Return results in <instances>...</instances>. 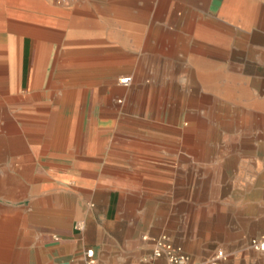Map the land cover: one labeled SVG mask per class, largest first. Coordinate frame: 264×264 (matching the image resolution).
<instances>
[{
	"label": "rangeland",
	"instance_id": "rangeland-1",
	"mask_svg": "<svg viewBox=\"0 0 264 264\" xmlns=\"http://www.w3.org/2000/svg\"><path fill=\"white\" fill-rule=\"evenodd\" d=\"M152 1L45 0L34 11L33 25L51 37V58L34 89L39 44L23 35L19 75L2 85L0 211L34 210L65 189L74 192L53 180L82 173L110 191V203L103 200L90 223L102 262L118 250L133 264H153L143 262L149 249L142 238L160 234L194 260L224 250V263L235 262L252 252L249 239L264 235V28L219 26L217 18L206 26L172 0L156 2L161 12L149 26ZM128 22H145L129 28L144 29L145 38L123 41ZM8 46L0 43V57ZM73 48L109 58L90 68L60 65ZM0 62L9 72L8 58ZM116 68V79L68 74ZM127 77L129 85H121ZM53 104L63 111L69 105V118L34 116L38 105ZM141 245L145 252L137 253Z\"/></svg>",
	"mask_w": 264,
	"mask_h": 264
},
{
	"label": "crops",
	"instance_id": "crops-1",
	"mask_svg": "<svg viewBox=\"0 0 264 264\" xmlns=\"http://www.w3.org/2000/svg\"><path fill=\"white\" fill-rule=\"evenodd\" d=\"M45 0H0V43L9 44L6 53L0 59L8 58L9 72L4 71L3 62H0V91L4 89V82H11L13 76L19 75V56L21 44L23 46V35L32 36L38 40L39 50L37 63L33 71L32 85L34 89H40V85L35 84V75H43L48 60L51 58V46L47 43L51 38L46 35L42 28L35 27L33 23L39 21L34 14L35 10H41ZM179 6L189 10L191 13H199L204 17L206 26L211 25L210 19L217 18L219 26H231L236 28L253 27L264 28V0H172ZM158 0L151 9L154 18L150 20L149 26H155L157 13L161 12L158 7ZM82 4V3H81ZM85 9V8H84ZM142 5L138 6L137 11H141ZM77 10V9H75ZM83 11V7L79 8ZM160 15V14H159ZM85 19L81 18L82 23ZM222 21V22H220ZM152 22V23H151ZM145 22H128L123 26V41H141V37L147 35L144 29L137 33L130 32V27L144 28ZM215 25V24H214ZM216 26V25H215ZM241 31V30H240ZM264 33V29L262 30ZM199 36L204 38L209 34L201 30ZM150 35V34H149ZM53 38L55 35H51ZM150 36L155 37L154 34ZM81 37L87 35L81 33ZM27 41V40H25ZM208 41V39H205ZM75 47L76 42L69 43ZM264 51V48L261 49ZM100 53L94 49H71L66 51L65 62L60 65L72 68H90L97 66L98 60L107 58V52ZM57 58L61 60V52ZM24 55H21V58ZM109 58V57H108ZM79 61L81 63H79ZM102 67H109L110 64L100 63ZM116 67L117 65H112ZM118 67V66H117ZM120 68L112 71L91 72L78 69L69 70L68 74H93L95 76L108 78L118 73ZM9 73L10 78L3 76ZM5 90V89H4ZM7 90V89H6ZM10 92L16 90L9 88ZM7 92H9L7 90ZM7 98L13 99L12 96ZM22 105V104H21ZM27 106V105H25ZM48 106V105H38ZM30 107V106H29ZM34 107V106H31ZM79 137V135H78ZM93 137H89V152H92ZM97 180L102 179V173H97ZM59 184L70 186L76 191L69 189L51 197L49 200L41 201L36 204L34 210L8 212L0 211V264H82V253L93 248L99 264H133L129 254H119L116 248L106 262L101 261V248L97 240L90 236V223L93 219L99 218L100 204L107 199L110 203L108 188L103 185L95 184L93 179L77 173L65 172L58 174L54 178ZM98 183V182H96ZM108 192V193H107ZM106 194V195H104ZM53 209V216H42L46 209ZM145 252V246H139L137 253ZM243 257V258H242ZM153 264H166L164 260H159ZM225 264V263H224ZM228 264H264V253L249 252L248 256H241L240 260Z\"/></svg>",
	"mask_w": 264,
	"mask_h": 264
},
{
	"label": "built area",
	"instance_id": "built-area-1",
	"mask_svg": "<svg viewBox=\"0 0 264 264\" xmlns=\"http://www.w3.org/2000/svg\"><path fill=\"white\" fill-rule=\"evenodd\" d=\"M125 79V83L129 84L131 79L129 77ZM142 240L147 243L149 249L148 254L143 258L145 263L164 260L166 264H222L227 259L224 250H216L202 260H194L180 245L174 244L165 234L158 236L145 235ZM246 247L249 251L264 253V235L249 239ZM82 264H98L93 248H88L82 253Z\"/></svg>",
	"mask_w": 264,
	"mask_h": 264
},
{
	"label": "bare ground",
	"instance_id": "bare-ground-1",
	"mask_svg": "<svg viewBox=\"0 0 264 264\" xmlns=\"http://www.w3.org/2000/svg\"><path fill=\"white\" fill-rule=\"evenodd\" d=\"M116 72L113 74V78H115V79L118 78V75ZM42 82H43V76L40 74L35 75V84L41 85ZM125 82H126L125 78L119 79V83L121 85L128 86L129 84H126ZM71 91H69L67 93L68 100L73 99L74 93ZM119 95L123 98L126 97V93L124 91H120ZM63 110H64V108L62 105L57 106V105L53 104V105H48V106H39L38 108H36V111L34 112V116H36L37 118H69V116H68L69 110H70L69 105H67L66 111H63ZM81 118H83V116ZM11 129H12V127H8L6 130L11 132ZM79 134H80V129H79Z\"/></svg>",
	"mask_w": 264,
	"mask_h": 264
}]
</instances>
